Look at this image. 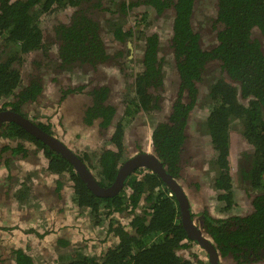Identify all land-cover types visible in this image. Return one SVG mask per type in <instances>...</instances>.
<instances>
[{"label":"trees","instance_id":"1","mask_svg":"<svg viewBox=\"0 0 264 264\" xmlns=\"http://www.w3.org/2000/svg\"><path fill=\"white\" fill-rule=\"evenodd\" d=\"M111 2L0 0V109L23 112L25 105L31 104L42 94V66L48 72V68L59 71L61 67L76 63L95 66L105 62L109 55L103 33L106 31L104 28L112 23L106 16ZM131 3L151 6L157 15L167 9L174 12L169 47L173 51L179 84L171 98L167 121L160 123L152 136L154 152L174 178L181 173L178 159L189 128L187 118L200 98L199 87L205 64L217 61L221 70L227 73L229 78L224 75L214 78L208 85L207 93L212 106L207 120L208 129L217 153L215 160L220 167L214 186L222 191L218 198H226L225 202L229 203L228 125L236 117L244 122L243 134L253 144L250 167L241 170V175L251 182L257 194L253 196L250 214L221 218L205 215L200 225L214 242L220 256L231 255L236 264L263 259L264 253L256 254V250L264 246V0H217L213 25L215 22V26L220 24L222 28L217 31L218 44L210 49L202 47L203 37L192 27L196 0H137ZM134 4L126 6L123 3L122 11ZM67 7L71 10L68 21L54 27L59 64L44 61L47 48L43 43L40 17ZM145 14L136 11L133 20L139 23V17ZM129 32L124 33L116 25L109 34L115 41H123ZM159 51L158 35H148L143 52V68L134 77L131 86L135 92L134 109L125 107V114L131 116L141 110L150 111L157 107L153 100L157 101L159 96L156 91L163 88L165 60ZM31 53L40 55L30 62L27 58ZM53 73L55 81L57 72ZM107 90L100 87L91 92L93 102L84 112L85 125H92L98 118L102 127L109 123L114 108L105 105ZM240 97L248 100V103H240ZM8 122L0 123V136L16 141V146L11 149L15 152L25 150L22 146L25 141L26 146L43 151L51 176L70 172L74 201L90 212L92 220L96 219L97 223L107 221L106 233L114 238L112 243L100 247L98 252H87L85 255L67 250L68 241L63 236L58 241L65 247L67 255L54 254L56 263L53 261V264H207L201 258L203 250L191 243L193 241L182 225L175 196L169 195L171 190L156 173L145 169L139 180L131 178L114 195L99 197L74 173L67 160L57 157L47 145L15 122ZM121 127L117 123L113 138L118 150L104 149L99 156L105 180L112 181L116 175V163L121 158ZM50 183H53L56 191L63 188L62 182L52 177ZM14 255L15 264H43L42 259L31 257L21 249L14 250Z\"/></svg>","mask_w":264,"mask_h":264},{"label":"flooded vegetation","instance_id":"2","mask_svg":"<svg viewBox=\"0 0 264 264\" xmlns=\"http://www.w3.org/2000/svg\"><path fill=\"white\" fill-rule=\"evenodd\" d=\"M112 1L118 4V11H121L123 15L118 17L117 9H109L106 11V16L107 18L112 20V23L108 24V26L104 28L106 31L103 33L106 39V52L109 55L108 59L105 60V62L96 64L95 66H92L88 63H76L70 67H61L59 68V71H56L57 78L55 81L53 76L54 73H52L51 76L48 75V80L53 81L54 87L56 86V90H54L56 94H54V97H52L50 100H46L47 103L43 107L37 108L42 98L44 97V94H46L45 86L43 88L42 94L34 102L23 107V112H18L10 108L0 109V112L4 110H12L18 112L29 120H31L33 123H35L43 131L53 136L64 146V148L70 150L80 159L81 162H83V165L88 169V171L91 173L96 182L104 188L110 187L116 181V177L118 175L119 170L124 166L126 162H128L138 154L151 153L162 164L166 173H168L173 179H175L179 186L182 188L188 200L189 211L193 224L197 229H199L202 236L210 242L211 246H213L216 254L218 255V264H236L235 260L232 258L231 255L220 256L214 242L211 238L206 235V233H204V230L200 225L201 219H203L205 215H211L215 218H221L236 215L246 216L250 214L253 209V196L257 194V190L253 188L251 182H249V180L247 181V179L243 178V175H241V170H248L250 167L251 154L253 153V144L249 143L243 134L244 122L241 119H237L236 117L234 119H231L228 125L229 137L231 135H234L236 136L237 140L236 145L234 147L231 145L230 139L228 144L229 147L227 155V171L230 174L228 182L230 184L229 190L231 192V195L229 197V203L225 202V197V199L218 198V194L221 190L214 186L215 178L218 176L220 167L215 160L217 153L211 142V136L209 134L208 129L207 120L212 108V106L210 105L209 96L207 95L208 84L205 85L202 83L204 76H207V74L211 72V70H213L211 74L214 76V78H217V76L219 75H224L228 77V75L226 72L221 70V67L217 61H210L205 64L203 79L199 87L200 98L196 103L195 109L192 111L191 114H189L187 118V124L189 128L186 130L184 142L180 150V157L178 159V164L180 166L181 173L180 176L174 178L168 172L163 160L154 152L152 148L153 131L160 123L167 121V117L170 112L169 105L171 102V98L173 97L176 88L178 87L177 85L179 84V78L178 74L176 73L177 70L175 67L173 51L169 47L170 39L173 35L174 12L172 9H167L160 15H157L151 6L140 3H131L136 2L137 0ZM196 2L199 5L197 6L196 4L194 7V12L192 16L193 18L191 21L192 27L195 31H198L203 37L202 47L204 49H210L212 46L218 44L217 31L221 30L222 28L220 24H217L215 26V22L213 25V20L216 19L217 15V0H196ZM123 3L126 6L130 4L134 5L130 8H127V10L125 9L126 11H122ZM200 6H204V11L197 12L198 7ZM69 11L71 10L69 9V7H67L66 9H56L54 11H51L50 13H44L41 15L40 27L44 32L43 43L44 46H46L47 48V55L45 56L44 61H51L59 64V59L57 57V44L54 42V27L58 23H66L68 21ZM136 11L146 13L145 15L139 17V23H136L133 20V15ZM55 12L60 15V17H58L56 20H52L49 26H42V16H49ZM149 12H151L150 14L152 15L151 19L155 21H161L166 16L171 17L170 34L169 38L167 39L168 41L166 42L165 48L168 49L170 52L171 61L173 59L171 63V72L173 73L172 80L174 81V84L172 86L170 96L165 97L161 94V90L163 88L156 91V94L159 97L157 101L153 100V102L157 107H154L150 111L141 110L130 116L125 114L124 110L125 107H128L130 110L134 109L133 103H135V92H133L131 87L132 81L137 75V73L141 72L143 68L142 59L145 48V40L146 37L148 35H151L152 33H156L158 35L160 41L159 53L165 59L163 65V86L165 85V81L168 80V77L166 76L167 72L165 70L167 63L165 58L166 55L165 52L162 50L164 45L161 43L160 35L156 30H149L150 32L147 31L146 25L143 24V18L147 17ZM108 13H112L114 15L111 16L109 14L108 16ZM151 21L149 22V24H153L151 23ZM142 24L144 27L142 26ZM116 25L120 27L124 33L130 31L129 36H127L123 41H115V39L112 38L111 34H109L112 33V28H114V26ZM134 27L137 28V31ZM102 38H104V36ZM131 40H133L134 42L136 41L135 44L137 43L140 46V49L135 53L139 66L136 67L132 75L126 78L127 67L125 65L134 62L132 60L133 43ZM108 41L114 42L108 45ZM118 45L121 49L123 48V50H116V47H118ZM125 49L126 51L124 52ZM39 55L40 53H31L28 56L27 60L31 62L34 59H37ZM119 55L120 59H116V57ZM113 67H116L119 70L118 74H120L119 76L123 79L121 83L127 86V90L124 92L125 96L123 104L120 103V100H118L116 96L118 95V89L115 88L116 81L115 75L112 72ZM174 67L176 72L174 70ZM43 68L44 66L41 67L40 71H42V73L40 77L43 81V85H45L43 75H47V72H45ZM75 68L84 69V72L88 73L89 79L87 81L76 82V84H67L65 82L62 83L58 79L61 77V74L71 72ZM131 76L133 78L130 80ZM116 79L119 78L116 77ZM100 87H106L108 89L105 105H110L112 108H114V113L106 127L100 126L101 120L99 118L96 119L92 125H85V123L83 122L84 112L89 106H91L93 102V96L91 92L94 88ZM202 92L207 96L202 97ZM162 101H164V103ZM239 102L243 105H246L248 103V100L241 99L240 97ZM54 105H57V107L60 106V108L54 109ZM206 105L208 107H206ZM199 112L200 115L203 117L199 119L197 123H194V118L200 116ZM262 117L264 118V112L262 113ZM132 121H134V123L132 125V132L130 134L131 136H128L126 135L125 128ZM3 122L9 123L8 121ZM117 123H120V125L122 126L120 133L121 158L116 163V175L114 179L112 181H109L105 180L104 176L102 175V167L99 164V156L104 149L112 151L118 150V147L113 141V138L116 136L115 128ZM69 127H73V131L75 135H77V137H75V140H73L72 137L67 136V129ZM22 129L25 130L24 128ZM81 129L88 130V135L90 137H94L92 138V140H89L92 142L89 145L85 143L86 140L82 142L84 138L82 137L80 131ZM80 138H82V140H77ZM15 143V140L0 136V222L3 217V211L5 210L6 213L4 214V216L6 217V219L7 216L11 214V216H14V218L16 219L14 221L20 223L21 218L23 216L26 215L27 219L29 218V215L27 214V209L29 208L35 215L34 219H36L38 215L39 218H41L40 220H42V222H39V224L43 226L42 230H35L32 233V235L34 236V239H32V241H34L35 244H40V241H37L38 237H41L39 235V232L44 231L43 234H48L45 233V231L53 228V225L56 221L54 220L52 222L49 218L47 219L45 215L50 214L54 210V215H59L61 213L59 212V210L64 209V207L61 206L67 205L65 210L66 213H69V215L61 213L62 216L68 218L65 220L66 222L70 220L76 221L79 216L82 215L84 218L87 217V220L84 221L85 223H92V225H96V228L101 225V223L96 222V219L92 220L93 217L90 216V212L86 208L79 207L76 204L77 201H74V193H72L73 186H71V184H73V181L71 177L72 174L70 172L64 171L59 175L51 176V172L47 168V159L42 150L31 145L26 146L25 141H23L22 146L25 150L21 152H15L11 149L12 147L16 146ZM47 146L55 153L57 157L60 156L64 160H67L64 155L58 153L57 150L52 148L50 145ZM4 147L5 149H3ZM231 147L235 150L233 155L231 154ZM85 155H87V157ZM145 169L152 172L149 168L145 166H138L130 169L123 181L121 188H123V186L126 185L129 179L131 178L139 180L142 177V174L145 172ZM73 171L75 174H78L74 167ZM46 175H49L48 179H45ZM51 177L53 180L56 179L62 182V190L56 191V189H54L52 186L53 183L46 184V180H48V182H51ZM42 179H44V181ZM43 182H45V185ZM32 185H35V187L32 188ZM48 187H50L49 194L50 196H53L52 198L46 197L48 194ZM213 192L215 196L210 195L213 194ZM169 195L175 196L176 198V195L174 192H172V190L171 192H169ZM3 200L7 202H3ZM238 202L241 203L240 206L238 205ZM39 204H42V207H40V209H37ZM58 225L60 226L59 230H61L58 236V239H60L64 236V228L62 229L63 225ZM0 229L1 231H4L3 228ZM69 231L70 230L65 231V234ZM191 240L193 241L191 242L192 244L199 245V247L203 250L202 252L204 253V255L201 258L205 260L207 264H210L209 254L206 252L204 247L198 244L197 241L193 239ZM14 250H16V248L4 250V253L0 254V264H15L16 257L14 255ZM70 251L79 252L85 255L87 254L82 250L73 249ZM261 252L264 253V246L261 250H256V254H259ZM250 253L251 251H249V254ZM52 257L54 258V254H52L50 251H46V256L44 257L45 260L51 261ZM239 264H264V257L263 259L257 262H246Z\"/></svg>","mask_w":264,"mask_h":264},{"label":"rangeland","instance_id":"3","mask_svg":"<svg viewBox=\"0 0 264 264\" xmlns=\"http://www.w3.org/2000/svg\"><path fill=\"white\" fill-rule=\"evenodd\" d=\"M199 4H197L198 6ZM111 10H116L118 11V4L115 2H111V6L110 8ZM204 11V6H200L197 9V12H201ZM151 12H149V14L147 15V17L143 18V24L146 25V29L147 31L151 30H156L158 31L160 38H161V43L164 45L163 47V51L165 52L166 55V76L168 77V80L165 81V85L163 86V89L161 90V94L164 95L165 97L170 96L171 94V90H172V86L174 84V81L172 80V76L173 73L172 71V61H171V57H170V52L168 49L165 48L166 46V42L168 41L167 39L169 38V34H170V28H171V17L170 16H166L165 18H163L161 21H155L152 20V15L150 14ZM111 16H113L114 14L112 13H108ZM62 15V14H61ZM107 15V13H106ZM123 14L121 13V11L117 12V16H122ZM58 17H60V15H58L56 12L52 13L49 16H42V26H49L51 24L52 20H56ZM130 20V19H129ZM152 20V21H151ZM151 21V23L153 24H149V22ZM141 24V23H140ZM142 24V26H143ZM140 27V26H139ZM138 27V28H139ZM144 27V26H143ZM135 28V27H134ZM137 31V28H135ZM150 32V31H149ZM132 41V60L135 62L133 63H129L126 64L125 66L127 67L126 69V78L129 77L130 75H132V73L135 71L136 67H138V62H137V58L135 56V53L140 49V46L133 40ZM114 41H108V45L112 44ZM140 44V43H139ZM116 50H123V48L121 49L120 46L118 45V47H116ZM126 51V49L124 50V52ZM123 52V54H124ZM122 54V55H123ZM116 59H120V55L116 57ZM171 61V62H170ZM53 65V63H52ZM104 70V69H103ZM175 70V67H174ZM47 75H43L44 81H45V92L46 94H44V97L42 98L40 104L37 106V108H41L43 107L47 102L46 100H50L52 97H54V94H56L54 92V90H56V86L54 87V82L53 81H49L48 80V75H52V73L54 71H57L55 69H48L47 70ZM84 69H73V71L71 72H66L65 74H61L60 78H58L62 83H74L76 84V82H81V81H87L88 78V73L84 72ZM112 72L115 75V88L118 89V95L117 98L118 100H120V103H124V96H125V91L127 90V86L123 83H121V81L123 80L118 74L119 70L116 67H113ZM176 72V70H175ZM211 72H213V70H211ZM211 72H209L207 74V76H204L203 79V83L205 85H209L211 82H213L214 76L211 74ZM177 73V72H176ZM119 78V79H116ZM119 81V82H118ZM207 96L206 94H204L202 92V97ZM116 98V99H117ZM56 100V99H55ZM117 100V101H118ZM204 100V99H202ZM164 103V101H162ZM202 102V101H201ZM206 104V102H205ZM206 107H208L206 105ZM56 108H60V106L57 107V105H54V109ZM67 109V107H66ZM200 115V112H199ZM203 116H198L197 118H194L193 122L197 123V121L199 119H201ZM135 121V120H134ZM134 121H132L125 129H126V135L131 136V132H132V125L134 123ZM134 127V126H133ZM67 136L68 137H72L73 140H75V137H77V135H75L74 131H73V127L72 128H68L67 129ZM81 134L82 137L84 138V140L82 142H84L87 145H89L90 143H92L89 140H92V138L94 137H90L88 135L89 131L88 130H83L81 129ZM96 138V137H95ZM77 140H82V138L77 139ZM236 136L231 135L230 136V143L231 145L234 147L236 145ZM232 148V147H231ZM234 149H231V154H234ZM49 176V175H48ZM46 175L45 179H48V177ZM40 180V179H39ZM44 181V179H42ZM45 185V182H43ZM50 181L48 182V180H46V184H49ZM42 185V184H41ZM35 187V185H32V188ZM48 190V194H47V198H52L53 196H50L49 191H50V187L47 188ZM71 191V190H70ZM64 192V190H63ZM52 193V192H51ZM28 194V193H26ZM210 194V193H209ZM65 195V193H64ZM211 196H215L214 192L213 194H210ZM10 196V195H8ZM11 198V197H10ZM214 198V197H213ZM9 200V199H6ZM240 201V200H237ZM3 202H7L5 200H3ZM68 202V201H67ZM238 205L240 206L241 203L238 202ZM31 207V206H30ZM40 207H42V204L38 205L37 209H40ZM64 207V209L59 210V212L63 213V214H68L66 213L65 208L66 206H61ZM32 208V207H31ZM240 208V207H238ZM28 219L27 216H23L21 218V222H15L14 220H16L14 218V216H11V214L9 216L6 217L4 216V214L6 213L5 210L3 211V217L1 219L0 222V228H3L4 231H1L0 229V254L4 253V250L8 249H13V248H21L23 250V252L30 254L33 257H36L38 259H42V263L43 264H52L53 261L56 260L55 258H51V261H46L45 260V256H46V251H50L52 254H57V253H61L64 255H67L66 249L65 247H62L61 244L59 243V239L58 236L61 232V230H59L60 226L58 224L63 225L62 229L64 228V237L65 239L68 241V247L67 250H82L84 252H95V251H99L100 247H105L106 245H108L109 243H112L114 238L113 235L111 234H107L106 230H107V221H104V223L102 222L101 225L99 227L96 228V225H92V223H85L84 221L87 220V217L84 218L82 215L79 216V218L76 221H65L66 217L62 216V214L60 213L59 215L55 216L54 215V211L51 212L50 214H44L45 217L48 219H50L52 222L54 220L55 223L53 225V228L46 230L45 233L48 234H43L44 231L39 232L41 237H38L37 241H40V244H35L34 241H32V239H34V236L32 235L33 231L35 230H42L43 226L39 224V222H42V220H40L41 218H39V216L37 215V218H35V215L33 214V212L28 208ZM33 214V215H32ZM44 217V218H45ZM56 218V219H55ZM39 224V225H38ZM65 234V231H68ZM71 252V251H70ZM74 252V251H73ZM4 257V256H2ZM40 257V258H39Z\"/></svg>","mask_w":264,"mask_h":264},{"label":"water","instance_id":"4","mask_svg":"<svg viewBox=\"0 0 264 264\" xmlns=\"http://www.w3.org/2000/svg\"><path fill=\"white\" fill-rule=\"evenodd\" d=\"M3 121L15 122L25 130H27L30 134L35 136L37 139L47 145H50L52 148L57 150L58 153L64 155L67 161L75 168L87 188L99 197H109L119 191L130 169L138 166H145L149 168L169 186L172 192L175 193L180 208L182 225L185 231L188 233L189 238L197 241L198 244L204 247L206 252L209 254L210 264H218V255L216 254L213 246H211L210 242L202 236L199 229H197L193 224L189 211L188 200L182 188L179 186L175 179H173L168 173H166L162 164L151 153L138 154L134 158L126 162L124 166L119 170L116 181L110 187L104 188L96 182L88 169L83 165V162H81L75 154H73L70 150L64 148V146L58 140L43 131L35 123H33L22 114L12 110L1 111L0 123Z\"/></svg>","mask_w":264,"mask_h":264}]
</instances>
